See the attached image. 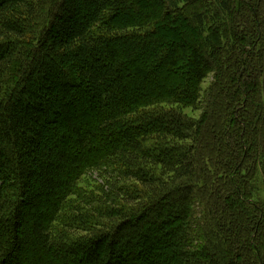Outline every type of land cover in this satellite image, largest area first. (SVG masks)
<instances>
[{
  "label": "trees",
  "instance_id": "16d2710c",
  "mask_svg": "<svg viewBox=\"0 0 264 264\" xmlns=\"http://www.w3.org/2000/svg\"><path fill=\"white\" fill-rule=\"evenodd\" d=\"M259 181L264 0H0V264H264Z\"/></svg>",
  "mask_w": 264,
  "mask_h": 264
},
{
  "label": "rangeland",
  "instance_id": "374dc122",
  "mask_svg": "<svg viewBox=\"0 0 264 264\" xmlns=\"http://www.w3.org/2000/svg\"><path fill=\"white\" fill-rule=\"evenodd\" d=\"M177 28H178V26H175L172 22H169L167 24V26L165 27V29H163V31H160V35L164 34L166 44H168L169 46L176 43V40L179 38V32H177L179 30V28H178V30H177ZM173 29H175L177 31H175ZM167 38L171 39L173 44L172 43L169 44L167 42L168 41ZM181 41H182V39H181ZM185 42L186 43L188 42L190 44L192 43L196 47V49H198L200 52L198 45L194 43V39L190 38L188 40H185ZM137 58H138V61L136 64L138 65V67L136 66L135 68H131L130 64L127 62H124V63L121 62L120 63L121 66L125 67L124 73H125V77L128 79L131 77V75L132 76L135 74L139 75V73H140V70H139L140 62L142 64H145L144 60L149 61L150 56H148L146 54V52L139 51L137 53ZM133 66L134 65L132 64V67ZM156 66H157V64H156ZM156 66L153 67V70L155 69ZM143 78L145 81L144 84H142V81H140L139 83L132 84V86L130 87V91H131L130 92V98L131 99H133L139 93L157 94V95H163L164 94L163 93L164 91L161 90V84L162 83H160V80L157 83V85H152V84H149L148 81L145 80V77H143ZM212 81H213V77L211 75V76H209L208 80H206L203 83V85L201 86L203 92L209 88V85H210V83H212ZM171 89L174 92L178 91L177 88H171ZM185 90H187V89H185ZM126 96H128V94ZM187 113H189V112H187ZM193 114H195V113H193ZM196 114H198V113H196ZM83 120H84V118H83ZM42 128L46 130L49 127L42 125ZM54 135L57 137L58 132H54V134L50 135V136L54 137ZM96 178H97L96 174H92V177L90 178L91 181L89 180V183H88L89 186L87 187V190H92V188L94 186H96L95 185ZM99 181L100 180H98L97 182H99ZM256 189H257V192H255V194H254L255 195L254 199L258 198L259 201L264 202V187L262 185V182H260V181L258 182V184L256 185ZM31 195H36V193L32 190ZM40 201L41 202L39 204V207L35 208L34 213H36V211L43 212V210H44L43 196L41 197ZM132 234L133 235L130 236V243H131V248L133 249L132 250L133 256H132L130 264H164L161 262L162 256L164 253L167 254L169 252L167 250H165V248H164L165 244L162 245V243L165 240L166 234H165V230L163 229V227H161V225L156 226L154 229H151V230L146 229L144 227H135V228H133ZM122 247H123V249H126V245L124 242H122ZM110 248L113 251V248L111 247V245H110Z\"/></svg>",
  "mask_w": 264,
  "mask_h": 264
}]
</instances>
